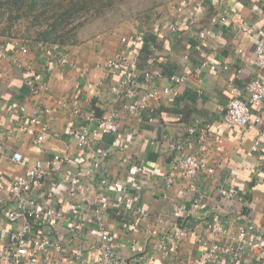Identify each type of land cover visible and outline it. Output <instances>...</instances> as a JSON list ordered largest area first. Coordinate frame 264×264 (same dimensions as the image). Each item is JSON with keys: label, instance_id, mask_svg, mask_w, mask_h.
Masks as SVG:
<instances>
[{"label": "crops", "instance_id": "1", "mask_svg": "<svg viewBox=\"0 0 264 264\" xmlns=\"http://www.w3.org/2000/svg\"><path fill=\"white\" fill-rule=\"evenodd\" d=\"M153 19L149 29L137 31L152 36L151 42L159 48L155 67L165 77L187 74L189 80L183 85L171 84L167 79L161 81L160 87H169L172 93L153 101L141 121L132 118L120 100H115L111 88L121 75L104 67V62L120 48V40L115 44L103 40L64 49L68 55L67 67H56L50 73L45 71L44 60L34 50L28 55L0 59V146L4 148L0 153V177L5 186L27 168L12 161V152L28 157L30 165L64 149L76 154L68 135L77 124L74 110L83 114L91 108L96 116L101 114L98 117L109 110L118 112L119 136H93L86 161L91 163L100 158L101 173L127 186L135 205L143 212L136 226H131L111 208L105 212L108 230L129 264H137L134 246L138 253L148 250L152 264H173L177 259L195 258L205 250L198 239L224 242L208 230V224L218 221L234 229L237 215L242 216V223L253 224L255 233L264 238V100L252 108L248 127L228 128L222 122L230 101L235 97L247 99V85L264 76V70L255 64V42L236 29L242 22L264 26V0H227L218 7L202 2L199 10L193 2L180 0ZM176 21L181 24L177 31L167 29L168 23ZM202 33L207 34L204 39ZM147 57L148 53L141 51L139 68L148 66ZM15 60L22 63L21 68L15 66ZM28 79L48 85L49 90L34 94ZM99 82L101 86L96 89L88 86ZM85 97L90 98V103L84 102ZM13 102L27 104L29 113L33 109L41 111L43 124L37 130H42L45 124L60 135L41 146L44 153L32 148V137L19 130L20 113L9 110ZM191 127L205 129L191 149L205 157L215 170L196 180L186 179L180 171L172 170L173 154L169 151L170 144L186 138ZM7 130L13 131L11 137ZM218 138L222 142H217ZM258 141V151H252ZM105 153L107 156L102 157ZM169 177L174 180L172 184L167 182ZM222 187L233 190L237 198L222 199ZM99 188L94 182L90 192L93 208L98 194L105 198L112 196L108 192L103 194ZM4 192L1 188L0 213L4 210ZM196 199L200 208L193 212V218L184 220L176 215V204L191 208ZM175 222L183 224L189 237L181 242L175 256L166 260L154 252L156 240L150 238L146 229L160 224L172 227ZM89 233L92 245L97 246L96 231ZM1 237L4 239L5 234L1 233ZM95 258L96 252L92 263ZM53 259L55 264H67L62 255L57 254ZM246 259L249 264L256 263L250 253Z\"/></svg>", "mask_w": 264, "mask_h": 264}, {"label": "built area", "instance_id": "2", "mask_svg": "<svg viewBox=\"0 0 264 264\" xmlns=\"http://www.w3.org/2000/svg\"><path fill=\"white\" fill-rule=\"evenodd\" d=\"M188 1L193 2L199 10L202 2H209L211 6L218 7L224 5L227 0ZM225 21L223 19V22ZM179 25V21L170 22L167 29L175 32ZM236 29L255 42V64L264 70V26L242 22ZM144 36L139 31L122 36L119 39L120 48L112 58L104 62L106 69L121 75L120 81L111 88L115 100H120L122 108L128 111L132 118L140 121L153 101L161 100L172 93L171 88L160 87L161 81L167 79L171 84L183 85L189 80L187 74L165 77L162 70L155 67L159 48L153 43H148V66L139 68ZM206 36L205 33L201 34L202 39ZM197 49L200 50L201 46H197ZM33 50L44 60L47 73L56 67H67L68 55L59 44L0 37V59L28 55ZM14 64L18 68L22 67L18 60H15ZM200 82L203 80L200 79ZM29 83L34 94L49 90L48 85L40 81L33 79L29 80ZM88 86L90 89H96L101 83ZM246 91L248 98L235 97L223 114L222 122L228 128L244 129L251 124L252 108L259 106L264 100V76L253 79L247 85ZM90 101V98H84V102ZM9 110L20 113L19 130L32 137V148L38 149L40 153H44L41 146L45 142L60 137L45 124L42 130H37V126L43 124L41 111L33 109L29 113L27 104L18 102L11 103ZM73 115L77 117V126H73L68 135L77 150L76 154L73 155L68 149H64L45 155L44 158L35 160L32 165L29 158L21 152L11 154L15 164L27 168L23 174L14 176L6 186L0 177V189H5L2 199L4 210L0 213V234H5L4 239L0 238V264H55L53 258L57 254L62 255L67 264H129L128 257L117 247L115 237L108 230L105 212L113 209L131 226L138 224L143 212L135 205L127 186L101 173L100 158L91 163L86 161V153L93 136H119V114L115 110H109L103 117H98L93 109L88 108L83 114L81 110H74ZM81 115L82 122L79 124ZM203 132L205 129L191 127L186 138L170 144L169 151L173 154L172 170L180 171L186 179L196 180L202 174L211 175L215 172L205 157L191 149ZM7 134L11 137L13 131L7 130ZM217 142L222 140L218 138ZM259 147L260 142H255L252 151H258ZM3 149L0 146V153H3ZM106 156V153L102 154V157ZM94 182L99 185L100 192L112 194L110 198L98 194L95 208L90 198ZM167 182L172 184L174 180L169 177ZM220 194L226 201L237 198L233 190L225 187L220 188ZM192 204L191 208L176 204V215H180L184 220L193 218V212L200 208V202L196 199ZM236 219L234 229L218 221L210 222L208 230L224 242L198 239L205 250L195 258L177 259L173 264H249L246 259L249 253L256 261L250 264H264V238L255 233L253 224L242 223L241 215H237ZM91 224L94 227H91ZM91 230L96 231L97 246L92 245L89 233ZM146 232L150 238L156 240L154 252L166 260L173 258L181 247V242L189 237V232L183 224L177 222L173 223L172 227L166 224L148 227ZM133 250L136 253L135 263L152 264L153 257L148 254V250L138 253L136 246ZM95 252L97 258L92 263Z\"/></svg>", "mask_w": 264, "mask_h": 264}, {"label": "rangeland", "instance_id": "3", "mask_svg": "<svg viewBox=\"0 0 264 264\" xmlns=\"http://www.w3.org/2000/svg\"><path fill=\"white\" fill-rule=\"evenodd\" d=\"M179 1L93 0L85 10L76 14L77 16L70 22L65 33H62L71 39L70 45L60 46L67 49L97 41L103 42V40H109L114 44L118 43L124 35L137 30L149 29L156 14ZM40 13L42 14V12ZM21 14V12L11 14L8 7L1 9L0 32L6 31L4 38L21 37L51 43V41L38 38L39 28L34 27L37 19L33 17L32 13ZM34 15L38 16L39 13ZM46 17L48 16L46 15ZM0 37L3 36L0 35Z\"/></svg>", "mask_w": 264, "mask_h": 264}, {"label": "trees", "instance_id": "4", "mask_svg": "<svg viewBox=\"0 0 264 264\" xmlns=\"http://www.w3.org/2000/svg\"><path fill=\"white\" fill-rule=\"evenodd\" d=\"M92 1L93 0H0V11L2 8L5 9V7H8L11 14H16V12H21L22 14L32 13L33 17L37 19L34 27L36 26L39 28V32H37L38 38L51 41V43L55 44L60 43L59 45L61 46H68L70 45L71 39L62 35V33H65L70 22L78 15L77 13L81 10H85L86 6L91 4ZM40 12H42V14ZM38 13V16L34 15ZM46 15L48 17H46ZM5 33L6 31H2L0 35L4 37ZM152 39V36L145 35L142 53H148V43H152L154 40ZM100 115L101 114H98V116Z\"/></svg>", "mask_w": 264, "mask_h": 264}]
</instances>
